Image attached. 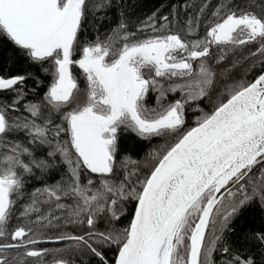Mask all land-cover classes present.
<instances>
[{
    "label": "snow or ice",
    "instance_id": "6c2138e0",
    "mask_svg": "<svg viewBox=\"0 0 264 264\" xmlns=\"http://www.w3.org/2000/svg\"><path fill=\"white\" fill-rule=\"evenodd\" d=\"M164 7L0 0L34 69L0 71V264H264V223L228 238L264 212V0ZM127 133L164 143L142 162Z\"/></svg>",
    "mask_w": 264,
    "mask_h": 264
},
{
    "label": "trees",
    "instance_id": "16d2710c",
    "mask_svg": "<svg viewBox=\"0 0 264 264\" xmlns=\"http://www.w3.org/2000/svg\"><path fill=\"white\" fill-rule=\"evenodd\" d=\"M177 0H125V3L129 5L130 10L132 11L134 17L139 16L144 18L147 15H150L152 12L156 11V9L160 8L161 5H165L162 10V14H166L168 9L171 7L172 4L176 3ZM183 2V0H181ZM113 23L109 25L107 22L103 24L101 27V32L107 31V29L112 26H115V23L118 20V17L115 13H111ZM89 39L94 38L93 34H89ZM83 39V36H82ZM10 68L13 73L20 72L23 73L24 71H33L34 69L28 67L24 61L19 60L15 57L9 49L0 48V71H5ZM177 98L179 94H176ZM0 98H3V94L0 93ZM154 104V100L152 101ZM204 104H201V107H204ZM198 113H193L189 111L187 113V120L189 125L191 126L195 120V116ZM164 141L160 138H152L151 140L136 137L134 133H127L122 136V144L126 149L125 155L130 154L133 159H137L143 162L146 155L152 151L157 146L163 144ZM59 178L58 176L56 177ZM49 182H54L50 180ZM33 186L39 187V184H34ZM31 191V187L29 188ZM128 223V219L124 218L123 224L121 225L126 226ZM264 223V212L261 211L259 207H252L246 210L245 214L235 220L233 222V226L235 231L229 234V240L233 244L235 248L243 250L246 247H249L250 244L245 241V237L254 229H259ZM39 248H62L64 247L63 243L56 242H45L41 245H38ZM63 254H56L55 257L52 254H49L43 258L45 264H51L53 259L61 258ZM217 261H219L220 257L219 254H216L214 257ZM28 264H39L33 258H26Z\"/></svg>",
    "mask_w": 264,
    "mask_h": 264
}]
</instances>
